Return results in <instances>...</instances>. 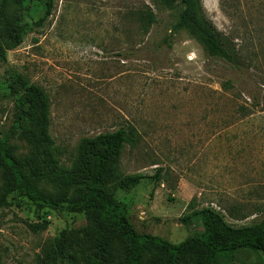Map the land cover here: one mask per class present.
Here are the masks:
<instances>
[{
  "label": "rangeland",
  "instance_id": "374dc122",
  "mask_svg": "<svg viewBox=\"0 0 264 264\" xmlns=\"http://www.w3.org/2000/svg\"><path fill=\"white\" fill-rule=\"evenodd\" d=\"M0 0V133L20 157L39 159L42 188L85 187L89 162L73 158L83 138L122 127L138 133L110 167L109 196L126 204L141 234L183 242L212 207L235 228L264 219V0H202L237 65L211 58L190 27L174 30L179 0ZM152 18V20H151ZM230 83L227 87L226 84ZM31 85L50 99V135L63 150L52 163ZM37 135L30 143L22 130ZM1 185V177H0ZM49 223L45 230L34 226ZM83 214L40 209L19 193L0 209L3 264H44L64 231L88 227ZM201 264H264L252 250L201 254ZM73 242L55 264H128ZM178 264H195L194 260Z\"/></svg>",
  "mask_w": 264,
  "mask_h": 264
},
{
  "label": "trees",
  "instance_id": "16d2710c",
  "mask_svg": "<svg viewBox=\"0 0 264 264\" xmlns=\"http://www.w3.org/2000/svg\"><path fill=\"white\" fill-rule=\"evenodd\" d=\"M159 2V0H153ZM184 10L174 30L190 27L196 40L211 58L237 65V57L228 39L220 33L206 17L202 0H179ZM160 2H164L161 0ZM53 11V0L46 2V12L40 23H44ZM152 20V18H151ZM227 87L230 83L226 84ZM32 94L28 110L38 115L49 157L56 166L63 154L50 135V99L45 91L36 85L30 86ZM22 135L30 142H37V135L28 126ZM135 127H122L114 132L83 138L76 147L73 168L78 170L89 162V175L85 187L72 192L63 186L55 193H49L41 184L45 174L36 157H20L16 146L10 144L6 135L0 133V209L9 206V196L19 193L38 208H50L72 214H83L88 227L77 231H64L56 246L49 253L44 264H55L64 249L73 242L90 245L100 255L119 250L126 256L128 264H178L194 260L201 264L205 251L213 256L227 255L239 250H252L264 256V219L257 224L235 228L225 222L224 215L212 207L195 211L184 220L199 217L202 228L183 242L172 243L162 237L141 234L129 221L126 204L109 196L105 186L110 167L119 161L126 145L135 146L138 141ZM49 223L34 227L45 230ZM0 264L3 255L0 245ZM96 264V263H95Z\"/></svg>",
  "mask_w": 264,
  "mask_h": 264
}]
</instances>
